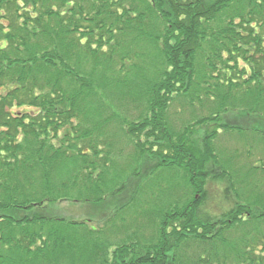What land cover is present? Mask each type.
Wrapping results in <instances>:
<instances>
[{
    "label": "trees",
    "instance_id": "1",
    "mask_svg": "<svg viewBox=\"0 0 264 264\" xmlns=\"http://www.w3.org/2000/svg\"><path fill=\"white\" fill-rule=\"evenodd\" d=\"M0 10L10 17L0 25V264H264V194L228 188L232 209L217 223L202 216L213 142L220 131L246 130L217 123L215 106L178 135L167 122L171 104L196 111L219 101L262 121L264 0H0ZM114 124L162 148L140 146L136 157L155 164L148 180L101 228L95 212L108 215L103 206L125 180L113 166ZM209 124L201 150L194 129ZM181 175L194 192L185 202L169 181ZM220 178L247 182L225 170ZM144 196L150 235L124 217ZM71 200L96 209L82 221L59 217L58 204ZM121 230L130 233L111 242Z\"/></svg>",
    "mask_w": 264,
    "mask_h": 264
},
{
    "label": "rangeland",
    "instance_id": "2",
    "mask_svg": "<svg viewBox=\"0 0 264 264\" xmlns=\"http://www.w3.org/2000/svg\"><path fill=\"white\" fill-rule=\"evenodd\" d=\"M5 14H7L5 18H0L2 21V23L0 21V25L7 28L10 27L9 26L10 17L7 11H5ZM95 38H97V36H95ZM86 65L88 67L87 70L90 71L92 68L91 62L87 63ZM241 66H243V61ZM131 74L134 75L133 72H131ZM129 81L131 82V80ZM178 103L179 102L175 104H171V107L167 113L168 126L172 127L171 132L174 135L175 134L178 135L177 134L178 132L180 131L182 132L185 127L191 125L193 122H195V120L199 118H203V116L205 115H208L214 106L215 108L213 113H217L220 118V121L218 120L217 123H220L221 125L228 124L235 128L241 127L243 130H246V132H243L239 129H235V130L226 129L225 131H220V136L216 138L215 141L213 142L215 155H218L217 158L218 162L217 164H213L211 163L212 162L211 161L209 162V164H207L206 176H208V182L206 185L207 187L206 195H204L205 193H203L202 195L204 201L208 205L205 203V205L202 207L203 208L202 212L207 214L202 216L204 220L206 219V221H208V223L209 222L217 223L219 222L220 219H222V216L227 212H229V210L232 209L231 207L234 206L237 202V197L231 194L232 191L231 189L227 190L228 188L233 187L234 192L241 193V195L245 197L246 196L249 197L250 196L249 194L253 195L254 191H256L255 194L258 196H260V194H264V140H263L264 114L261 116L262 119L261 121L257 116L251 114L250 113L251 111L248 114L247 111H242V109L240 108L234 109L233 107H231V105L227 106L230 109L226 111H222L224 106L222 105L223 102L221 101H219L216 104L214 103L213 105L208 104L207 106H204L203 109L197 108L196 111L193 110V107L181 108V106L179 105L181 103L179 104ZM114 107L117 109L118 112L120 111L122 115H126L127 117L128 116L130 117L131 115V117H133L137 121H140L143 118L141 116H138L139 111L136 110L135 107L130 109L128 112L126 111L127 113L125 112L124 107H122V104L120 103L118 104L115 102ZM115 125L116 124H114L110 128L111 129L110 132L112 133L111 135L113 139L112 137H110L109 143L113 145L112 146L113 149L111 150L115 151L116 157L114 155V158L116 159L114 162L115 164L114 165L111 164L110 166L113 165L114 168H116V171L119 172V175L121 176L124 175L123 179L125 180H123L122 184H121L122 182L121 180L120 183L117 181V184H119L118 189L123 190V192L113 196L111 199L113 198L115 199L113 200L112 204L108 205V207H106V205L103 206L106 208L107 210L106 212L108 213V215H104V214L100 215V213L95 212L99 216L94 217V222H95L94 224L98 225V227L101 228L105 226V224H103L105 220H107L108 218H112L114 216V211L116 210V207L117 206L119 207V205H121V202H123L124 199L125 201H128L130 197L133 196L135 191L132 189V187L133 185H135V183H137L136 181L138 180V182L140 181V184H142L144 183V181L148 180V179L147 180H143V179H145L146 177L148 178L151 171L150 168L154 167L155 164H154V160L153 162H150L148 158L142 157L140 159L136 157V156H140L141 153L140 148L141 147H145L148 149L159 148L158 150H161L162 148L161 147L162 144H157L155 142L154 137L151 138L145 134H142L135 138L130 137L131 139L130 138L127 139L125 135H123L124 132L121 128L118 130L117 129L114 130ZM117 126H119V124ZM212 126H214V128L216 127L215 124L214 125L209 124L208 126L200 127L198 130L194 129V138L195 141L199 142V146L201 150H202V145L200 144L202 143L207 133L210 132ZM70 127H71L70 125H67L65 129L60 130L59 139H57L56 141L57 144L62 143L61 140L65 139ZM85 128L93 129V126L92 124H88L87 126H85ZM113 133L115 134L118 133V134L115 135ZM257 134H260L261 136L260 138H262V140L258 138V141H256V137L254 140V136ZM96 137L98 136L96 135ZM118 153H121L120 157ZM172 154L173 153L169 152V155L172 156ZM222 170H225L227 174H233L234 178H236L237 174H239L240 177L245 176L247 182L245 181L243 187L241 185H237L236 182H233L234 184L230 186L228 183L229 181L228 179H222V178L217 179L219 175L221 176ZM139 177L143 181L140 180ZM164 177L166 178V176ZM164 177L160 173L157 177L154 178L155 180H157L155 182L156 186L157 185L159 186L162 183ZM189 179L190 178L188 177L186 180V178H184V176L182 175L181 178L175 177L174 179L173 178L169 179V181H171V184L180 186L179 188L175 186L178 188V190L175 189L174 194L176 199L179 198L182 200V202H185L188 199L190 200L191 197H193L194 195L193 190H190L191 188L185 186L186 181H188ZM150 183L151 182H149V184ZM143 185H146V183ZM227 195L229 196L231 195L230 199H228L231 201L230 205H227V200H226V197H228ZM145 197L146 196L142 198L141 202L137 206L134 205V207L131 206L129 207V209L125 210V212L127 213L126 215H124V217L126 218V223L128 225H132L134 230L140 228L142 232L144 231L147 235H150L152 233H155L153 231V226H151L150 221H148L149 218L144 217L140 214L141 212H143L141 206H143L142 203ZM77 202L78 201L71 200V202L68 201L66 203L65 202L59 203L58 207L56 208L57 215L59 217L63 216L71 220L82 221L89 217L90 214L88 215L87 213L92 212L93 211L92 208L96 209V206L89 205L90 203H85V202L82 203L81 201L80 203L77 204ZM241 202L243 201L241 200ZM175 206H177V204H175ZM105 208L101 209L102 212ZM138 209L140 211H137ZM158 218L161 217L159 216ZM128 233H130V231ZM128 233L126 232L124 233L123 230H121L120 232H118V235H120L118 238L115 236L117 234L111 237V242L113 243L122 242V240L125 238V236H127ZM137 238L141 239L142 237L140 235L137 236Z\"/></svg>",
    "mask_w": 264,
    "mask_h": 264
}]
</instances>
